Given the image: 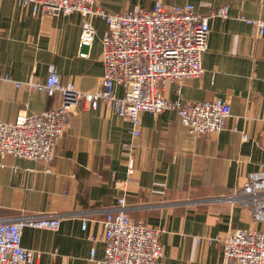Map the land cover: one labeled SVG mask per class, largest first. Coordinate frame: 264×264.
<instances>
[{
    "label": "crops",
    "instance_id": "0c3cea01",
    "mask_svg": "<svg viewBox=\"0 0 264 264\" xmlns=\"http://www.w3.org/2000/svg\"><path fill=\"white\" fill-rule=\"evenodd\" d=\"M158 1L168 7L193 4L201 15L229 8L228 18L211 19L204 76L167 85L165 96L169 102L221 98L231 105L232 117L222 133L197 136L174 111L143 112L142 134L134 139L129 120L110 105L92 110L81 101L52 163L0 160V220L62 219L58 231L24 229L22 244L34 252V264H91L93 248L101 259L102 221L120 198L135 221L165 230L161 264H229L217 238L232 228L264 229L250 209L223 199L241 190L264 164V31L257 26L264 24V0H97V7L119 14L135 7L151 10ZM83 21L79 13H36L18 0H0V75L13 81L0 82V122L60 105L58 95L15 85L44 83L50 65L57 66L62 84L84 92L101 87L107 26L99 17L92 20L97 37L83 58ZM121 181H127L124 188Z\"/></svg>",
    "mask_w": 264,
    "mask_h": 264
},
{
    "label": "built area",
    "instance_id": "2783aa9c",
    "mask_svg": "<svg viewBox=\"0 0 264 264\" xmlns=\"http://www.w3.org/2000/svg\"><path fill=\"white\" fill-rule=\"evenodd\" d=\"M18 2L36 13L81 14L84 21L80 56L83 58L88 57L85 50L93 46L97 37L92 20L102 19L107 26L102 37L104 77L99 89L84 92L74 84H62L57 66L50 65L44 83L15 82L17 88L27 85L49 96L60 95L61 103L51 110L35 114L21 112L13 121L0 122L1 161L13 157L52 163L59 143L71 128L72 113L81 101L92 110H97L102 103L110 105L117 115L129 120L134 139L142 134L143 112L158 116L168 110L174 111L182 125L197 136L220 134L225 130L232 117L228 102L221 98L202 102L179 98L169 102L165 89L169 84L180 85L185 80L204 76L203 58L208 50L211 19L228 18V7L201 15L193 4L168 7L158 1L151 10L135 7L114 14L97 7V0ZM257 26L263 33L264 24L258 22ZM2 81H12V78L0 75ZM119 89L122 95L118 94ZM133 147V144L128 145L129 149ZM128 173L130 177L135 173L134 160L129 163ZM126 183L121 181L118 186L124 188ZM225 200L243 205L252 211L255 221L264 222V164L248 176L241 190ZM61 221L58 215H20L0 220V264H34V252L22 244L24 229L58 231ZM102 224L104 254L98 259L93 248L89 256L91 264H161L164 248L160 237L165 230L135 221L125 198H120L117 206L105 214ZM83 228H87L86 220ZM201 241L199 239L198 243ZM217 242L229 264H264V229L232 228L223 238H217Z\"/></svg>",
    "mask_w": 264,
    "mask_h": 264
},
{
    "label": "rangeland",
    "instance_id": "374dc122",
    "mask_svg": "<svg viewBox=\"0 0 264 264\" xmlns=\"http://www.w3.org/2000/svg\"><path fill=\"white\" fill-rule=\"evenodd\" d=\"M58 96L60 97V95H58ZM71 124H72V123H71ZM66 134H67V133H66ZM250 174H251V173H250ZM250 174H249V175H250ZM227 197H228V196H227ZM227 197H225V198H223V199H226ZM251 212H252V211H251ZM252 215H253V214H252ZM253 218H254V217H253Z\"/></svg>",
    "mask_w": 264,
    "mask_h": 264
}]
</instances>
